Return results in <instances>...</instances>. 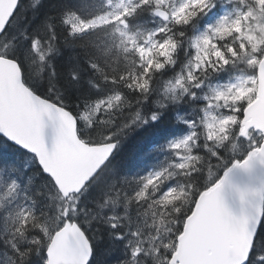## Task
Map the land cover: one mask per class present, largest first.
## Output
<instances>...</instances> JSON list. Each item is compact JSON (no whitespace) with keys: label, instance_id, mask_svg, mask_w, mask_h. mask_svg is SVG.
I'll return each mask as SVG.
<instances>
[{"label":"snow or ice","instance_id":"6c2138e0","mask_svg":"<svg viewBox=\"0 0 264 264\" xmlns=\"http://www.w3.org/2000/svg\"><path fill=\"white\" fill-rule=\"evenodd\" d=\"M0 264H264V0H0Z\"/></svg>","mask_w":264,"mask_h":264},{"label":"trees","instance_id":"16d2710c","mask_svg":"<svg viewBox=\"0 0 264 264\" xmlns=\"http://www.w3.org/2000/svg\"><path fill=\"white\" fill-rule=\"evenodd\" d=\"M14 146H10L9 149L7 151L11 152L13 150Z\"/></svg>","mask_w":264,"mask_h":264}]
</instances>
